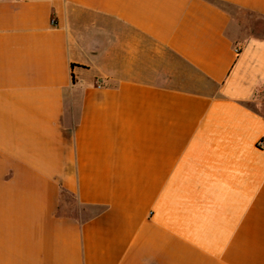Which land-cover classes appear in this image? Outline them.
I'll use <instances>...</instances> for the list:
<instances>
[{"label": "crops", "instance_id": "1", "mask_svg": "<svg viewBox=\"0 0 264 264\" xmlns=\"http://www.w3.org/2000/svg\"><path fill=\"white\" fill-rule=\"evenodd\" d=\"M260 140L264 0H0V264H264Z\"/></svg>", "mask_w": 264, "mask_h": 264}, {"label": "rangeland", "instance_id": "2", "mask_svg": "<svg viewBox=\"0 0 264 264\" xmlns=\"http://www.w3.org/2000/svg\"><path fill=\"white\" fill-rule=\"evenodd\" d=\"M63 199H65L68 204L66 207V211L70 213L71 215H74V216L78 215L82 217L83 219H86L90 217L92 213L94 212L90 209L80 206L78 202L76 201V199L72 197L71 195L66 194L63 196Z\"/></svg>", "mask_w": 264, "mask_h": 264}, {"label": "built area", "instance_id": "3", "mask_svg": "<svg viewBox=\"0 0 264 264\" xmlns=\"http://www.w3.org/2000/svg\"><path fill=\"white\" fill-rule=\"evenodd\" d=\"M55 22L54 21H52V24H54ZM257 148L259 149V150H261V151H264V140H260V141H258V143H257Z\"/></svg>", "mask_w": 264, "mask_h": 264}, {"label": "trees", "instance_id": "4", "mask_svg": "<svg viewBox=\"0 0 264 264\" xmlns=\"http://www.w3.org/2000/svg\"><path fill=\"white\" fill-rule=\"evenodd\" d=\"M66 194H67V193H66L65 191H64V192H62V198H63V196H64V195H66Z\"/></svg>", "mask_w": 264, "mask_h": 264}]
</instances>
